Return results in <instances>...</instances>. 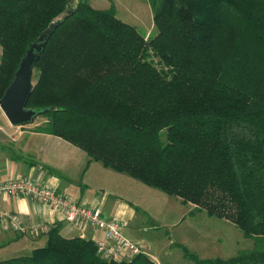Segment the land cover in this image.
Returning <instances> with one entry per match:
<instances>
[{
    "label": "trees",
    "instance_id": "1",
    "mask_svg": "<svg viewBox=\"0 0 264 264\" xmlns=\"http://www.w3.org/2000/svg\"><path fill=\"white\" fill-rule=\"evenodd\" d=\"M144 1L150 37L112 6L0 0V97L27 46L65 12L34 67L26 107H50L34 130L231 221L260 248L224 260L183 247L196 264H264V0ZM45 234L0 264H158L144 252L104 258L59 226Z\"/></svg>",
    "mask_w": 264,
    "mask_h": 264
},
{
    "label": "crops",
    "instance_id": "2",
    "mask_svg": "<svg viewBox=\"0 0 264 264\" xmlns=\"http://www.w3.org/2000/svg\"><path fill=\"white\" fill-rule=\"evenodd\" d=\"M1 111L0 179L29 177L67 194L76 202L100 207L105 218L127 220L135 214L131 207L136 205V199H131L129 195L134 190V195L138 196L139 190L143 192L144 189L135 178L104 166L101 161L92 159L82 149L60 136L35 131L30 128V124H10ZM106 175L115 181L124 180L125 185L131 189H125V185L117 188L115 183L113 186L102 184L101 179ZM122 192L126 195H121ZM186 204L192 207V204ZM193 207L189 213H201L203 210ZM0 210L16 215L26 226L17 230L0 220V260L42 246L47 238L46 231L53 226H59V232L66 237L81 236L92 240L103 237L102 232L92 226L71 227L61 212L29 197L0 194ZM196 213L191 216L196 217ZM37 224L41 225V230L38 233L32 232L29 226ZM127 233L133 241L131 232L127 230ZM143 246L148 250L147 244Z\"/></svg>",
    "mask_w": 264,
    "mask_h": 264
},
{
    "label": "rangeland",
    "instance_id": "3",
    "mask_svg": "<svg viewBox=\"0 0 264 264\" xmlns=\"http://www.w3.org/2000/svg\"><path fill=\"white\" fill-rule=\"evenodd\" d=\"M78 1L71 0L69 6L73 8ZM87 1L97 9H109L112 6L119 19L135 26L145 37H150L156 33L152 10L144 0ZM64 13H60L58 17L60 18ZM148 34L149 36H147ZM1 59L2 47L0 45V62ZM35 80L34 75L33 83ZM44 124L45 117L37 116L29 126L34 129L36 126ZM110 172L113 171L110 170ZM122 172L125 176H129L126 172ZM134 180L142 184L144 189L143 192L139 190L138 196L134 195V190L129 195L131 199L132 197L136 199L137 206L134 204V207H131L135 214L124 220L125 225L121 232L129 239L127 233L129 230L134 236L132 242L142 246L144 253L156 263L196 264L193 259L184 255L183 247L201 259L220 258L224 260L253 247L255 250L260 249L253 239L244 237L242 230L231 221L209 216L205 209L199 210L201 213H189L188 211L194 206L192 203H190L192 204L190 207L186 204L189 202L184 203L178 199L179 197L167 194L161 189L147 185L136 178ZM101 183L106 186H113L115 183L117 188H122L126 184L122 179L112 180L109 175L101 179ZM125 189L130 190L131 188L125 185ZM121 195L125 196L126 194L122 192ZM177 202L178 204H176ZM194 213H196V217L191 216ZM145 244L149 246L148 250L143 246Z\"/></svg>",
    "mask_w": 264,
    "mask_h": 264
},
{
    "label": "built area",
    "instance_id": "4",
    "mask_svg": "<svg viewBox=\"0 0 264 264\" xmlns=\"http://www.w3.org/2000/svg\"><path fill=\"white\" fill-rule=\"evenodd\" d=\"M0 194L29 197L61 212L64 220L71 227L92 226L100 230L103 237L93 241L96 244L97 252L104 258L118 261L130 260L136 254L144 252L142 246L137 245L122 234L121 230L125 225L124 220L105 218L100 207L76 202L67 194L29 177L0 179ZM0 220L17 230L26 227L16 215L6 210H0ZM29 228L32 232L38 233L41 230V225L37 224L29 226Z\"/></svg>",
    "mask_w": 264,
    "mask_h": 264
},
{
    "label": "water",
    "instance_id": "5",
    "mask_svg": "<svg viewBox=\"0 0 264 264\" xmlns=\"http://www.w3.org/2000/svg\"><path fill=\"white\" fill-rule=\"evenodd\" d=\"M64 19L65 15L52 21L27 46L18 62L13 77L0 97V109L10 124L14 126L30 124L37 116L50 110V107L28 108L26 107V103L34 86L33 73L35 64L45 49L50 37L56 28L63 23Z\"/></svg>",
    "mask_w": 264,
    "mask_h": 264
}]
</instances>
